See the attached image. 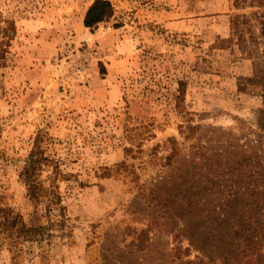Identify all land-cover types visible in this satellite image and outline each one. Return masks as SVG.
Wrapping results in <instances>:
<instances>
[{
  "label": "rangeland",
  "instance_id": "rangeland-1",
  "mask_svg": "<svg viewBox=\"0 0 264 264\" xmlns=\"http://www.w3.org/2000/svg\"><path fill=\"white\" fill-rule=\"evenodd\" d=\"M110 1L114 15L91 31L84 18L94 0H0V18L17 27L0 66V206L29 225L49 223L21 176L37 145L68 175L58 179L67 228L25 242L19 264H175L178 232L184 247L209 235L215 253L231 222L252 217L264 226L262 210H248L242 194L257 179L240 183L245 173L217 158L216 176H224L205 182L184 157L188 145L171 164L166 150L153 149L182 141L180 88L205 135L243 131L232 145L253 137L264 109V0ZM201 145L242 155L232 145ZM53 169L44 167L42 178ZM231 170L236 176L223 181ZM224 184L241 190L225 207ZM254 227V251L264 255V230ZM231 236L225 249L238 244ZM242 251L233 264H264ZM0 264H15L5 244Z\"/></svg>",
  "mask_w": 264,
  "mask_h": 264
},
{
  "label": "trees",
  "instance_id": "trees-1",
  "mask_svg": "<svg viewBox=\"0 0 264 264\" xmlns=\"http://www.w3.org/2000/svg\"><path fill=\"white\" fill-rule=\"evenodd\" d=\"M114 13V5L110 0H94L86 12L84 25L93 31L101 22L111 18ZM16 34L17 27L15 21L13 19L0 18V66L6 64L7 52L9 51L8 49L11 45V41ZM180 84L182 85L183 83L181 82ZM179 90L180 93L178 98L180 103H178V108L179 113L183 118V122L179 124V134L182 141L176 137H170L163 144H156L153 149L157 152L160 148L166 150L168 152L165 157L166 162L171 164L182 156L184 150L183 145H188L187 149L190 153H187L184 157H190L188 161L194 168L197 166V171H199V175L204 178L205 182H210L209 175L212 173H214V178H217L218 180L224 176V173H220L216 176L217 168H222L221 166H217V158L222 164L225 163L227 167L232 166L233 169H240V172L245 173V175H243L244 178L241 179L240 183L245 182L247 185L251 179H257L258 182L243 189L242 194L245 196L244 200L245 203L247 202L248 204V210L251 211L253 208L261 209V214L264 215V109L261 111L259 128H257L256 131L252 129L254 133L253 137L249 138L248 142L244 143V145L241 143L232 145L235 141H240L243 131H241V134L234 131L222 133L220 129H214L212 132L210 131L208 135H205V132L201 129L200 125L195 123L194 117L192 116L194 113L186 110V108L182 106L184 90L182 88ZM149 136L152 135L149 134ZM205 139H207V142H209L211 146L214 143H222L224 148L232 145L230 147L232 150H229V152L240 150L242 155L227 156L223 151L216 153L210 150L202 151L204 146L201 145V143ZM254 141H257V143L253 144ZM38 146L39 145L31 150L27 164L21 172V176L26 186L28 199L36 206H44L45 217H47L49 223L29 225L25 221L22 213L16 211L10 206H0V247L4 244L9 246L15 264H19L21 261L19 258L24 254L23 244L25 242L38 239L42 240L50 235L49 230L51 228H67V207L63 204L58 179H65L68 175L61 173L58 164L51 157L43 153L42 147L38 149ZM126 150L129 154L133 151V147H128ZM206 156L210 157L207 158ZM182 159L185 158L182 157ZM182 163L183 162H179V166ZM50 165H54V169L48 175V179H43L42 174L44 167ZM124 166L125 164L123 163L118 167ZM231 171H228V180L223 179V181H229L236 176V173ZM236 182L239 183L238 180ZM237 189L239 190V186L234 188V190ZM220 191L222 193L220 198L222 202L221 205L225 207L229 202L238 200V193L241 190L232 194V187L228 186V184H224L219 192ZM190 198L192 204L196 203L192 195H190ZM198 202L199 200H197V203ZM205 205H209L210 207L211 203L207 202ZM55 211L58 212L55 215L59 216V221H52V215H54ZM262 221L254 222L251 217L231 222L233 225L231 226L230 223L231 230L228 228L226 232H220L219 241L224 243L220 246L219 251H216L215 253H212V248L209 246V235L205 234L203 239L196 237L195 239H192L191 237L188 246L184 247L183 242L185 237L182 233L178 232L175 236L176 245L172 248V261L175 262V264H233L236 256H238L242 250L244 255L256 254L257 256L264 257L262 251H254L259 250L260 243V238L254 234L257 229L254 225H258L259 230H264ZM223 227L224 226H222L221 223L217 225V228ZM143 233L145 234L146 232ZM229 234L232 235V242L237 240L238 244L235 248H232L233 243H228L231 248L225 249L226 238H229ZM238 248H241V251L237 252ZM193 249L201 250V253L195 255L194 258H190Z\"/></svg>",
  "mask_w": 264,
  "mask_h": 264
}]
</instances>
